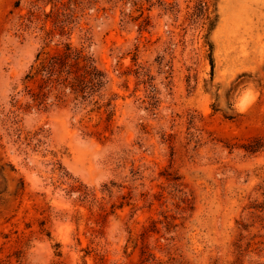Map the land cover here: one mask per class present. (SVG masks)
Instances as JSON below:
<instances>
[{
  "label": "rangeland",
  "instance_id": "1",
  "mask_svg": "<svg viewBox=\"0 0 264 264\" xmlns=\"http://www.w3.org/2000/svg\"><path fill=\"white\" fill-rule=\"evenodd\" d=\"M0 167V264H264V0H0Z\"/></svg>",
  "mask_w": 264,
  "mask_h": 264
},
{
  "label": "trees",
  "instance_id": "2",
  "mask_svg": "<svg viewBox=\"0 0 264 264\" xmlns=\"http://www.w3.org/2000/svg\"><path fill=\"white\" fill-rule=\"evenodd\" d=\"M69 52V47L66 48ZM40 54L37 55L35 62H39L36 66L35 73L26 76V79L31 80L38 74L44 73L47 77L53 76L56 72H66L67 75L74 74V79L71 84V89L75 94H80L81 98L85 95H93L99 92L105 85L104 75L96 69L92 60L82 56L80 52L65 53L64 55H56L48 60H38ZM72 59V60H69ZM212 67V62H211ZM80 73V74H79ZM259 146L248 145L244 149L248 153H254L258 150ZM3 168L0 167V176H2Z\"/></svg>",
  "mask_w": 264,
  "mask_h": 264
}]
</instances>
